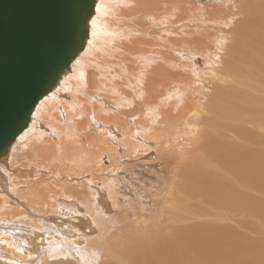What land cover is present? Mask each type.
<instances>
[{"label":"bare ground","instance_id":"obj_1","mask_svg":"<svg viewBox=\"0 0 264 264\" xmlns=\"http://www.w3.org/2000/svg\"><path fill=\"white\" fill-rule=\"evenodd\" d=\"M216 1L95 0L85 46L0 156V264H102L104 253L109 264L260 258L252 234L264 227V155L199 133L229 94L241 102V81L224 86L237 60L262 66L264 0ZM196 57L214 64L199 81L187 69ZM182 94L191 104L176 111ZM146 144L154 153L138 156ZM160 214L170 234L163 226L154 241L127 235L112 247L119 226Z\"/></svg>","mask_w":264,"mask_h":264},{"label":"water","instance_id":"obj_2","mask_svg":"<svg viewBox=\"0 0 264 264\" xmlns=\"http://www.w3.org/2000/svg\"><path fill=\"white\" fill-rule=\"evenodd\" d=\"M95 0H0V156L85 46Z\"/></svg>","mask_w":264,"mask_h":264},{"label":"rangeland","instance_id":"obj_3","mask_svg":"<svg viewBox=\"0 0 264 264\" xmlns=\"http://www.w3.org/2000/svg\"><path fill=\"white\" fill-rule=\"evenodd\" d=\"M220 1L221 0H218L216 1V3L220 4L221 3ZM228 7L230 11H232V13H236L238 9L237 5H230ZM231 23L235 24L236 26L239 25V23L235 22V20H232ZM157 25H160V30H162V32L166 31L165 28H163L160 23H158ZM228 31L229 30H227V32ZM234 38L236 39L235 36ZM232 45L238 46V43L233 41ZM197 58L198 57L193 58L191 60V64L187 69L189 70V73L199 81L201 76L210 73L209 68H211L214 64L212 63L213 58L210 59V63L200 62ZM231 58H232V48L226 53V55L223 57V60H228ZM237 63L240 64L241 66H239L236 69L235 68L231 69L225 73L224 86L227 89L231 90V86H233L234 84L233 83L234 79H238V81H241L242 83L239 85V89L241 90V93L243 95L241 97V102L237 103L234 99V96L231 94L225 97L221 102L222 108L219 117L212 125H204L203 130L199 134L201 135L204 133L212 132L218 139L226 141L227 144L235 143L238 146L251 148L259 155H264V131L260 130L261 127L264 128V58H263L262 66L259 68H256L254 63L250 62L246 57L237 60ZM246 80H250L251 82L250 83L245 82ZM201 88L203 89L202 92L208 91L207 90L208 86ZM213 89L214 91L216 90L215 88ZM245 92H247L246 95H244ZM187 102L190 103L189 100L186 99V96L182 94L181 103L176 105V111L179 108L181 109L182 105L186 104ZM132 105L133 104L131 103L127 108H132ZM207 111L209 114L208 116L210 117L211 116L210 109H208ZM93 125L95 126V129L96 128L98 129L97 125L95 124ZM191 128H193V126H191ZM190 133H195V131ZM228 136H232L231 139H229ZM146 139H147L146 141L145 140L143 141V145H145V143L149 141L148 138ZM149 149H151L149 146L147 147V149H141L140 153L138 152L137 155L140 156L142 154L141 156L143 155L146 156V153H148L149 155L154 153L155 150L153 149L149 150ZM150 151L153 152L149 153ZM153 158L157 160L156 156H152L151 160H154ZM106 161L107 158L104 157L100 162L101 168L106 167L108 163V161L107 162ZM179 161H181V159L176 160V162ZM180 164L177 165L178 168L180 167ZM95 168H97V165L95 166ZM32 169L37 170L36 168H32ZM162 169L163 171L166 172L167 166L165 165V163H163ZM45 170L44 171L42 170V172L43 173L51 172L49 167H47ZM93 175L94 174H92L91 176ZM75 178L76 177H73L72 179L69 178L67 179L70 182H73V179ZM61 179H65V177H61ZM241 190H244L245 192L251 194V191L249 190L243 188ZM44 203L46 205L45 207L46 210L48 209L47 204H52V201L46 198L44 200ZM160 204L162 206H165V200H163ZM162 218H164V214L157 215L154 221H149L148 223H143L140 218H137V222H134L135 220H132L119 226L116 230L113 231V238L111 239L112 247L113 244L121 245L122 241L125 239L127 235L135 238H140L141 240L154 241L156 239L151 237L152 234L158 229L162 228L163 226H167V229L164 231V233L170 234L172 232L170 228L171 225L165 224ZM258 218L259 217H256V223L258 222ZM253 229L257 230V232L252 234L253 248L257 251L258 256L261 258V260L254 253L252 254L251 258L253 260V264H264V251L261 250V247H264V243L258 244L253 239L255 238L264 241V227L257 224L253 226ZM106 255L107 254L104 253L102 256L103 257L102 264H109V259ZM46 259L48 258L46 257ZM33 262L35 261H32V263Z\"/></svg>","mask_w":264,"mask_h":264}]
</instances>
